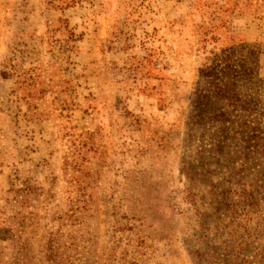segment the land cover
<instances>
[{"label":"rangeland","instance_id":"374dc122","mask_svg":"<svg viewBox=\"0 0 264 264\" xmlns=\"http://www.w3.org/2000/svg\"><path fill=\"white\" fill-rule=\"evenodd\" d=\"M237 45L264 139V0H0V264H49L52 238L63 264H264V153L216 262L180 171L199 71Z\"/></svg>","mask_w":264,"mask_h":264},{"label":"trees","instance_id":"16d2710c","mask_svg":"<svg viewBox=\"0 0 264 264\" xmlns=\"http://www.w3.org/2000/svg\"><path fill=\"white\" fill-rule=\"evenodd\" d=\"M257 70L258 54L237 45L213 54L198 74L187 123L194 133L188 137L190 142L196 137L205 143L183 158L180 171L186 178L184 198L197 220V238L200 249L208 254L207 261L216 262L220 252L230 253V248L243 246L232 241L247 230L260 206L255 196L257 164L251 158L254 153H264V139L251 114L258 100L250 105L243 98ZM229 134L237 146L227 137ZM247 171L253 172L251 179ZM219 172L225 177H219ZM229 178L237 180L231 182ZM54 240L47 246V260L49 264H63L61 257H55Z\"/></svg>","mask_w":264,"mask_h":264}]
</instances>
